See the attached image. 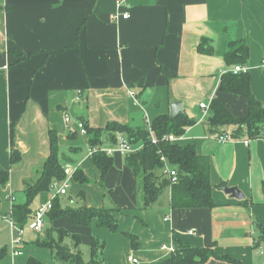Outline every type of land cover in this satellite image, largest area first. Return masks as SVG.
<instances>
[{
	"label": "crops",
	"instance_id": "1",
	"mask_svg": "<svg viewBox=\"0 0 264 264\" xmlns=\"http://www.w3.org/2000/svg\"><path fill=\"white\" fill-rule=\"evenodd\" d=\"M118 1L0 0V165L10 171L9 182L0 185V248L22 252L0 264H26L31 256L45 264L55 262L51 248L35 243L39 238H21L13 248L18 226L11 224L13 205L26 201L18 202L15 193L25 194L43 171L50 153L49 130L58 134L61 156L67 160L63 164H73L89 177L88 170L96 166L88 153L79 160L74 157L79 156L77 143L83 141L88 152L90 148L87 136L76 131V120L92 127L113 120L145 126L156 116L169 114L171 103L178 100L197 123L177 142L195 144L199 154L210 158L217 206L173 209L167 191L152 208L138 210L137 177L124 156L116 153L117 169L113 165L102 183L114 188L111 194L118 206L131 211L126 224L139 237L138 245L120 232L95 223L73 225L65 217L46 216L40 238L53 240L65 228L69 238L63 245L83 255L80 247L90 248L95 237L105 242L102 258L108 264H155L171 255L162 246L177 248V240L210 247L243 264H264V242L256 245L257 223L264 222V138L220 142L217 136L222 132L207 121L210 109L200 106L219 100L235 116L247 114L244 97L219 89L221 75L233 69L224 55L235 40L249 46L245 66L253 93L264 103V0H121L122 6ZM124 13L129 16L124 18ZM202 39L211 42L213 53L198 51ZM66 113L72 117L70 124ZM13 148L22 154L17 164L10 162ZM223 186L239 188L245 198L231 197ZM71 190L86 197L88 206L105 203L102 198L91 199L93 203L86 186L70 183L67 194L58 196L63 207L69 200L71 206L74 203ZM48 194L36 197L34 211L36 198L31 203L33 214L48 201ZM73 236L80 237L77 246ZM129 256L139 262L131 263ZM206 264L232 263L211 258Z\"/></svg>",
	"mask_w": 264,
	"mask_h": 264
},
{
	"label": "trees",
	"instance_id": "2",
	"mask_svg": "<svg viewBox=\"0 0 264 264\" xmlns=\"http://www.w3.org/2000/svg\"><path fill=\"white\" fill-rule=\"evenodd\" d=\"M86 21L83 22L84 27ZM201 53H213V47L208 39H202L198 45ZM250 56V49L246 41L235 40L229 43V49L224 57L229 65H246ZM220 91L242 96L247 101V114L243 117L235 116L229 108L219 100L210 103V114L207 118L209 126L215 131L226 132V128H232L231 135L236 139L264 138V108L262 102L255 96L251 88V76L249 71H226L221 75ZM82 119V118H81ZM87 128V141L90 147L116 146L118 137L125 135L134 146H141L138 150L124 156L125 164L131 168L138 181V189L141 193V201L138 209L152 208L158 199L167 191L170 192L171 207L177 208H215L217 203L213 198L214 185L211 182V161L206 155L199 154L195 144H181L168 139L169 135L183 136L187 129L197 123V120L187 114L180 113L176 117L169 114L156 116L150 125L133 128L127 123L110 121L104 127H92L83 120ZM226 127V128H225ZM225 128V129H224ZM72 133V129H69ZM74 132L73 135H76ZM72 137V134H69ZM156 142H153L152 138ZM50 153L45 160L44 168L37 181L25 189L26 201L15 203L12 207L11 220L20 228H24L33 218L31 203L41 193H47L56 180L65 178L64 164L61 160L58 134L55 130H49ZM177 170L178 181L172 183L164 174L165 162ZM22 154L17 148L10 152L11 164L21 161ZM93 164L100 171V182L104 181L108 172L115 163L114 156L99 151L90 156ZM67 161V160H66ZM73 179L80 183H87L90 178L83 169L77 168ZM10 180V171L0 165V185H6ZM224 185L221 183L220 186ZM225 187V186H223ZM116 209L108 207H71L62 206L59 197L53 200V207L47 216L51 220L67 218L73 225L91 226L95 223L99 227L109 229L111 232L119 231V220L115 215ZM259 235L256 245L264 242V222L257 223ZM60 232L69 233L63 228ZM135 247L138 245V236L131 232H124ZM76 238V246L80 242ZM176 251L168 258L155 264H206L209 259L216 258L232 264H243L241 260L227 254H219L210 247H197L189 243L177 240ZM35 243L52 249L54 257L71 264H108L102 258L104 241L92 237L90 248L91 258L84 261L79 250L71 251L63 245V238L59 241L37 240ZM9 248H0V260L9 254ZM26 264H45L37 257L31 256Z\"/></svg>",
	"mask_w": 264,
	"mask_h": 264
},
{
	"label": "built area",
	"instance_id": "3",
	"mask_svg": "<svg viewBox=\"0 0 264 264\" xmlns=\"http://www.w3.org/2000/svg\"><path fill=\"white\" fill-rule=\"evenodd\" d=\"M118 6H122V1H118ZM129 16L128 13H124L123 17L127 18ZM114 17H118L117 14L114 15ZM264 66V62H263ZM248 70V67L245 65H235L233 66L232 71L237 73V72H246ZM132 93V92H131ZM133 94V93H132ZM201 108L204 109H209L210 105L207 102H201L200 104ZM72 117L70 114L66 113L65 114V121L67 123H71ZM76 131L79 132L83 136H87V128L85 126L84 121L82 120H76ZM181 137V136H180ZM175 135H169L168 139L172 142H177V140L180 138ZM153 142H156L155 138H152ZM217 140L220 142H228L232 140H237L234 138L231 133L229 132H222L217 136ZM250 139H245V142L248 143ZM141 146H134L129 139L125 135H120L118 137V143L116 146H109V145H103V146H94L89 148L88 156L93 155L96 152L102 151L105 152L109 156H113L116 153L121 154L122 156H125L126 154L132 153L136 150H138ZM163 161L165 162V167L163 169V172L165 175H167L172 183H176L178 181V175H177V170L173 167H171L168 163L165 157H162ZM77 167L75 165L71 164H65L64 165V171H65V178L61 180H56L53 182L51 185V196L50 199L42 204L38 209L35 210L33 214V218L28 224V229L33 230L34 232H37L39 234L44 233L45 231V220L48 212L52 209L53 207V200L60 196V195H65L68 192V189L70 187L71 179L73 177V174ZM11 224L14 225V222L11 220ZM23 232V229L18 227V237L14 240L13 242V248H15V245L21 241V234ZM190 234H195L194 230H189L188 231ZM163 249L168 250L171 254L176 251L175 246H168V245H163ZM14 254H21L22 252L20 250H15L13 249ZM129 261L131 263H138V259L134 256H129Z\"/></svg>",
	"mask_w": 264,
	"mask_h": 264
},
{
	"label": "rangeland",
	"instance_id": "4",
	"mask_svg": "<svg viewBox=\"0 0 264 264\" xmlns=\"http://www.w3.org/2000/svg\"><path fill=\"white\" fill-rule=\"evenodd\" d=\"M139 127H142V126H139ZM139 127H133V128H139ZM78 145H79V152L76 153V154H79V156H74V157L78 158V160H79V159H81L83 156H85L88 153V146L83 141H82L81 144L80 143H77V146ZM68 147H70V146H68ZM68 153L69 152H67L65 154L70 157V153L69 154ZM71 154H74V153H71ZM61 160L65 161L66 158L64 156H62L61 157ZM71 165H73V164H71ZM114 166L117 169L116 165H114ZM88 172L90 174V176H89L90 177V181L89 182H87V183H80V182L79 183H76L74 180H72L73 182H71V185H75L76 184V185H79V186L80 185L86 186L87 189H88V192H89V198H90V200L92 199L93 201H95L97 199L98 201H101V198H102V201L104 200V202H105L102 206L111 207V208L116 209L115 215L118 218L119 223H120V230L117 231V232H120L118 234L119 235L121 234L124 238H128L126 235H124V232H131V233H133L131 231V229L127 227V224H126V220L132 214L131 211H127V210H125L126 208H121L120 206H118V204L114 200V196H112V194H111V191H113V189H114L113 187H109L108 188L107 186H105L104 182L103 183L100 182V181L98 182L97 179L94 178V175H96L95 173L99 174L98 173V170L96 169V167H94V170L90 168L88 170ZM88 185H91V186H88ZM100 187L102 189V194L103 195L101 194ZM49 192H50V194H48V200L50 199V196L52 194L51 190ZM69 194L72 195V198L74 200V203L71 206V201L69 199H67V200H69L68 206H71V207L88 206L87 203H86V197L84 198L83 195H80L78 193L75 194V191H72V190L70 191ZM15 196H16L18 202L21 199H26V195L25 194H22L21 192L15 193ZM63 199H61V200H63ZM64 200H66V198ZM139 200H141V193L140 192H139ZM93 203H96V202H93ZM36 205H37V198H36L35 202L32 205L33 211H34V209H35L34 207ZM94 205L96 206V204H94ZM130 220H133V219H130ZM22 229H23V232L21 234V238H39V240H41V241H49V240H45V239L42 240L41 238H44V237H41L40 238V236H39V234L37 232H34L31 229H28V224H26L25 227L22 228ZM63 229L68 232L67 229H65V228H63ZM42 235L44 236V234H42ZM61 235H62V238L63 239L64 238H69L68 237L69 233L67 234V233H64V232H60V229L58 230L57 234L55 236H52L51 238H54L53 239L54 241H59V238H61ZM71 242L73 243V240L72 239H71ZM65 243L67 245L71 246V243L70 242H67L66 241ZM80 249H81V251L83 253L82 257H83L84 261H88L89 260V252H90L89 246L82 245L80 247ZM50 251H51V249H50ZM11 253L8 254L4 259H7V258L8 259H11V257L13 258L14 255H15L14 254V251L12 250ZM54 261H55L54 264H71L70 262H63V261H60V260H57V259H55Z\"/></svg>",
	"mask_w": 264,
	"mask_h": 264
},
{
	"label": "water",
	"instance_id": "5",
	"mask_svg": "<svg viewBox=\"0 0 264 264\" xmlns=\"http://www.w3.org/2000/svg\"><path fill=\"white\" fill-rule=\"evenodd\" d=\"M262 107L264 108V103L262 104ZM183 112H185V110L183 108L182 101L178 100L171 103V112H170L171 117H176L177 115ZM223 190L226 194L230 195L233 198H237L238 200H242L245 198L243 191H241L239 188L235 186L232 187L226 186L223 188Z\"/></svg>",
	"mask_w": 264,
	"mask_h": 264
}]
</instances>
